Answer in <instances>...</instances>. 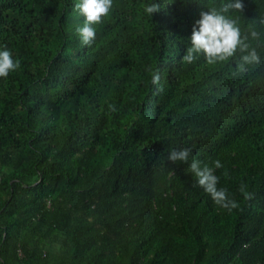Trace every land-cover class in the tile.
Returning a JSON list of instances; mask_svg holds the SVG:
<instances>
[{"label":"trees","instance_id":"1","mask_svg":"<svg viewBox=\"0 0 264 264\" xmlns=\"http://www.w3.org/2000/svg\"><path fill=\"white\" fill-rule=\"evenodd\" d=\"M77 2L0 0L20 61L0 78V264H264V0L227 14L260 57L244 72L239 52L182 62L200 12L229 0H113L90 45ZM185 147L220 161L238 208L167 159Z\"/></svg>","mask_w":264,"mask_h":264},{"label":"clouds","instance_id":"2","mask_svg":"<svg viewBox=\"0 0 264 264\" xmlns=\"http://www.w3.org/2000/svg\"><path fill=\"white\" fill-rule=\"evenodd\" d=\"M113 0H78L74 5V10L84 17L81 26L76 28L81 42L90 45L96 38L94 25L102 23L103 18L109 15ZM144 12L149 16L160 11L159 3H150L143 6ZM230 10L240 13L244 10L242 0H229L228 3L216 7L202 10L192 27L190 36V46L182 56V62L193 63L199 55L205 57L206 63L215 65L220 62L228 61L241 53L240 63L237 69L240 72L246 71V65L260 63V57L254 47L249 43V34H243L238 23V17L232 18L227 15ZM260 24L264 25V18L260 19ZM252 39H258L259 33L254 29L250 30ZM20 68V61L14 60L7 48L0 50V78H6L10 72ZM151 73V83L158 84L159 74L148 70ZM113 112L117 111L115 105H109ZM191 149L181 148L172 149L168 154V160L175 163L177 161L188 162V171L192 172L197 178L198 186L209 194L213 202L223 209L231 211L239 207L235 199L229 198L227 189L218 188L219 177L214 174V168L222 167L219 160L214 161V168L207 164L201 166V161L195 157L189 160ZM240 192L246 200L252 199L245 185L240 186Z\"/></svg>","mask_w":264,"mask_h":264}]
</instances>
